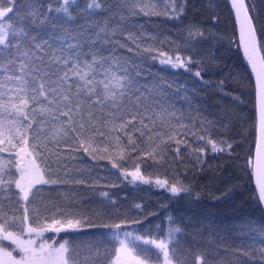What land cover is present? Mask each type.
Returning a JSON list of instances; mask_svg holds the SVG:
<instances>
[{"label":"snow or ice","instance_id":"obj_1","mask_svg":"<svg viewBox=\"0 0 264 264\" xmlns=\"http://www.w3.org/2000/svg\"><path fill=\"white\" fill-rule=\"evenodd\" d=\"M195 7L186 0H166L162 9L152 0H0V154H8L0 155V264H251L250 245L199 224L188 234L171 216L166 229L126 215L105 222L118 212L108 191L99 192V211L79 207L81 191L96 192L112 169L130 184L190 194L177 172L186 159L202 166L208 152L235 151V137L227 138L231 116L222 112L215 125L200 119L189 90L173 91L149 64L158 59L202 80L203 61L182 56L179 45L174 54L162 50L157 44L165 40L135 21L143 15L179 23ZM230 11L255 76L254 150L250 144L241 171L254 179L264 212V0H230ZM186 32L188 48L216 39L195 24ZM144 36L156 43L146 44ZM101 161L111 165L107 177L97 172ZM166 168L176 173L171 183L160 178ZM127 224L143 232L126 231ZM86 227L108 231L86 246L47 236Z\"/></svg>","mask_w":264,"mask_h":264},{"label":"trees","instance_id":"obj_2","mask_svg":"<svg viewBox=\"0 0 264 264\" xmlns=\"http://www.w3.org/2000/svg\"><path fill=\"white\" fill-rule=\"evenodd\" d=\"M186 2L195 4L196 7L189 9L186 18L180 23H176L175 29H171L159 21L164 19L169 23L176 22L165 16H152V21L149 23L147 18L141 15L135 17V21L137 24H144L150 32L152 30L153 34L158 33L159 39L165 40V43L157 44V47L169 51L170 54H174L177 48L161 34L167 32L176 34L184 21L197 20L202 16L216 22V27L226 35L228 43L218 51L215 58L210 55H191L194 62L203 61V64L200 65L202 80L189 76L184 69H172L170 65H161L158 59L149 62L151 71L173 83V91L175 85L186 87L189 90L188 95L192 97V109L199 111L200 119H206L215 125L216 120L220 118L219 113L226 111L231 116L234 125L233 131L227 134V138L232 142V138L235 137L233 143L235 151L231 152V156L228 152L223 154L208 152L204 157L207 163L202 166L194 164L191 158L186 159L179 166L177 172L184 183L190 185V194L181 193L173 196L165 189L155 187L154 184L145 185L140 182L130 184L123 178H118L115 181L101 180L98 190L94 193L81 191L82 198L79 201V207L88 214H91L93 209L99 211L101 209L100 201L104 199L99 195V192L108 191L112 199L116 200L115 207L118 212H114L111 217H105V222L119 223L126 215L129 220L134 217L142 219L145 226L151 223L154 228L156 224H161L166 229L167 218L171 216L188 234L193 232L191 225L199 224L211 232L227 238L233 244L243 241L245 245H250L247 250L251 257V264H264V256L261 255V252H264V228H262L264 212L261 211V205L257 202L253 180H250L249 175L241 171L249 145L251 144L254 149L256 111L253 78L242 60L234 18L227 1L224 0L220 13L215 16L218 20L213 19L212 11L206 9L203 3L197 0H186ZM153 25L156 27L154 28ZM143 40L146 44L156 43L148 36H144ZM122 51L126 52V50ZM179 54L185 57L189 56L181 50H179ZM128 55L132 54L128 53ZM147 68L148 66H145V70ZM196 70V68L192 69L193 72ZM221 81L224 83L223 88L217 87ZM234 97H239V102L234 103ZM177 107L184 110L188 108L186 104L182 103H178ZM213 131L219 132V129L214 127ZM237 133L241 135H237ZM85 161L93 163L86 157ZM100 163L105 166L97 168V172L102 168H111L107 161ZM113 170L119 177L118 171ZM161 170L159 169V175L162 179ZM146 171H152V169H146ZM221 174H225L229 178L227 184L222 183L223 185L218 187L211 184L203 186L208 176H221ZM112 183L116 187H110L109 185ZM135 204H141L142 210L136 209ZM138 213L140 215H137ZM97 223H99L98 220ZM122 228L126 231L143 232L139 225L127 224L122 225ZM101 231L108 230L86 227L78 232H61L58 235L48 233L47 236L54 237L56 241L69 239L78 245L86 246L93 242ZM180 240L183 244H188L190 236H181ZM51 242L50 239L49 243ZM113 244L114 242H106L105 246L111 249Z\"/></svg>","mask_w":264,"mask_h":264},{"label":"rangeland","instance_id":"obj_3","mask_svg":"<svg viewBox=\"0 0 264 264\" xmlns=\"http://www.w3.org/2000/svg\"><path fill=\"white\" fill-rule=\"evenodd\" d=\"M197 1L203 3V5L205 6L206 9L211 10L212 15L214 17L220 13L222 6L224 4V0H197ZM152 2L158 3V7L160 9H162L163 3H165L166 0H152ZM146 18H147L146 20L149 23H151L152 16L146 17ZM159 21H161V23L167 25L171 29H173V28L175 29L177 26V24H176L177 22L169 23V22L165 21L164 19L159 20ZM189 24H195L198 28H200L201 30H203L205 32L206 36H208L209 33L213 34V36H215L216 39H210V40L202 41V42L191 41L190 43L195 45V46L192 48L186 47L184 44V41L187 38L186 29H187V26ZM151 32H152V30H151ZM161 35H164L165 39L170 40L171 44L175 45V47H176V45H179V50H181V51H183L189 55H195V56L196 55H202V56L210 55L211 57L215 58L218 51L220 49H222V47L225 46L226 43H228L226 35L220 29H218L216 27V22L209 20L208 18H206L204 16H202L201 18H199L197 20H186V21H184L179 26V30L177 31L176 34L167 32V33H164ZM173 41H175V43H173ZM230 78L232 79V76ZM221 114H222V112L219 113V116H221ZM0 155L4 156L6 158L8 154L4 153V154H0ZM100 165H101V167L105 166V164H103V163H100ZM109 169L110 168H102L101 171H98V172L101 175H104L107 177ZM214 170L217 171V169H215V168H214ZM112 172L114 173V175H112L110 178L105 179V180L115 181L118 179L117 173L113 169H112ZM165 172H167V177L165 176ZM161 173H162V179L168 178L170 183L172 182L173 177L176 175V173H174L172 169H167V168L162 169ZM179 179L182 180V178L180 176H179ZM224 179H226V180L222 182V180H224ZM228 182H229V178L225 174L224 175L221 174V176L220 175H210L205 179L203 186L205 187L206 185L208 186L209 184H211L215 187H218L219 185L227 184ZM183 183H184V181H183Z\"/></svg>","mask_w":264,"mask_h":264},{"label":"water","instance_id":"obj_4","mask_svg":"<svg viewBox=\"0 0 264 264\" xmlns=\"http://www.w3.org/2000/svg\"><path fill=\"white\" fill-rule=\"evenodd\" d=\"M227 1V3H228V6H229V9H230V0H226ZM231 12V11H230ZM231 14H232V16H233V18H234V23H235V27H236V34H237V39H238V45H239V31H238V26L236 25V22H235V16H234V13H232L231 12ZM239 51H240V54H241V57H242V60H243V62H244V65L248 68V70L250 71V73H251V76H252V78H253V83H254V92H255V76L252 74V72H251V67L247 64V60H246V58L244 57V55H243V50L241 49V48H239ZM255 104H256V99H255ZM255 111H256V109H255ZM254 150V149H253ZM253 180V183H254V186H255V181H254V179H252Z\"/></svg>","mask_w":264,"mask_h":264}]
</instances>
